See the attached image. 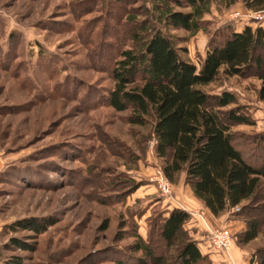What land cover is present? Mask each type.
<instances>
[{"label":"rangeland","instance_id":"374dc122","mask_svg":"<svg viewBox=\"0 0 264 264\" xmlns=\"http://www.w3.org/2000/svg\"><path fill=\"white\" fill-rule=\"evenodd\" d=\"M246 1H213L195 35L166 32L179 57L197 64L212 35L264 29V0L251 9ZM149 7V0H0V264H133L139 253L127 248L134 236L145 240L152 220L168 207L189 210L183 229L209 264H249L264 247L263 185L218 217L203 206L189 209L183 175L168 181L170 199L159 197L150 181L161 169L150 124L131 125L130 110L114 112L103 102L113 88L115 53L131 47V28ZM260 11L263 18L256 19ZM258 85L252 73L228 77L220 71L201 88L236 97V105L223 110L238 106L250 119L251 125L231 131L251 162L264 157L254 143L264 132ZM194 212H203L211 228L228 229L229 261L202 249L205 227ZM30 222L44 231L23 229ZM252 223L257 236L243 244Z\"/></svg>","mask_w":264,"mask_h":264},{"label":"trees","instance_id":"16d2710c","mask_svg":"<svg viewBox=\"0 0 264 264\" xmlns=\"http://www.w3.org/2000/svg\"><path fill=\"white\" fill-rule=\"evenodd\" d=\"M213 1L149 0L144 20L131 28V47L116 52L109 66L113 88L103 102L114 112L130 110L131 125L150 124L154 154L164 177L174 184L183 175L192 197L218 217L253 198L258 187L264 186V157L251 162L234 145L232 127L251 125L238 106L223 110L236 105V97L226 91L210 95L201 88L213 83L220 71L228 77L252 73L259 82L256 99L264 106V29L243 26L221 37L212 35L197 64L181 59L166 32L195 35L203 30V17ZM259 3L249 0L245 5L251 9ZM254 143L264 151V132ZM188 220V213L175 208L164 217L156 216L147 238L134 236L127 248L139 253L133 264L204 263L207 258L183 229ZM23 224L17 222L16 227ZM44 227L30 222L23 229L39 234ZM257 233L256 224H250L241 243L253 240ZM12 242L25 250L23 244ZM249 264H264V247L251 255Z\"/></svg>","mask_w":264,"mask_h":264},{"label":"built area","instance_id":"2783aa9c","mask_svg":"<svg viewBox=\"0 0 264 264\" xmlns=\"http://www.w3.org/2000/svg\"><path fill=\"white\" fill-rule=\"evenodd\" d=\"M261 12L262 11L259 12L256 19L263 18V16H261ZM152 142L154 143V141ZM150 181L153 183L154 188L157 194L159 195V197L163 199L171 198V186L168 180L162 174V171L160 168L154 169ZM191 216L198 217L204 224L205 233H206L205 238H204L205 249L211 250L212 252L216 253L220 257H225L229 261L230 258L228 255V250H229L228 248L231 243V235L228 229L227 228H211L210 226H208L203 220V212H194L191 214Z\"/></svg>","mask_w":264,"mask_h":264},{"label":"crops","instance_id":"0c3cea01","mask_svg":"<svg viewBox=\"0 0 264 264\" xmlns=\"http://www.w3.org/2000/svg\"><path fill=\"white\" fill-rule=\"evenodd\" d=\"M241 29H239V30H236V32H238V31H240ZM181 180V178L179 179V181ZM184 188L186 189V192H187V194H189V195H191L190 194V191L187 189V187L186 186H184ZM175 193V197L177 198V192H174ZM191 198V202H190V206H189V209L191 210V209H194V208H198V207H202V205L200 204V202L199 201H197L196 199H194L192 196L190 197ZM183 201V200H182ZM181 201V199L179 200V202H181V203H183ZM174 208H176V209H181V210H183V211H185V212H189V210H187V209H184V208H178V207H174ZM171 210V208L170 207H168L167 208V211H170ZM205 211H207V210H205ZM166 215H167V213H166ZM165 215V216H166ZM198 246H200L199 244H198ZM202 249H204L205 250V247H204V243L202 244ZM199 250V249H198ZM199 252L201 253V255H206V252L204 251V253L203 252H201V250H199Z\"/></svg>","mask_w":264,"mask_h":264}]
</instances>
